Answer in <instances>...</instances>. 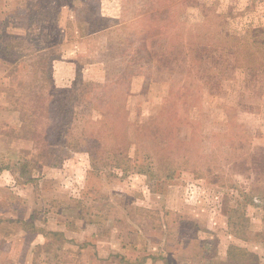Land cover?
Masks as SVG:
<instances>
[{
    "label": "rangeland",
    "instance_id": "1",
    "mask_svg": "<svg viewBox=\"0 0 264 264\" xmlns=\"http://www.w3.org/2000/svg\"><path fill=\"white\" fill-rule=\"evenodd\" d=\"M88 1L0 0V264H264V0ZM40 51L82 135L49 166L20 132ZM104 121L126 171L90 166Z\"/></svg>",
    "mask_w": 264,
    "mask_h": 264
},
{
    "label": "trees",
    "instance_id": "2",
    "mask_svg": "<svg viewBox=\"0 0 264 264\" xmlns=\"http://www.w3.org/2000/svg\"><path fill=\"white\" fill-rule=\"evenodd\" d=\"M79 1L83 3V5L89 2L88 0H79ZM87 13L89 14V12ZM87 13H86V16H88ZM22 43L23 42L21 40H10L9 41L5 39L4 37H0V44L7 51L8 50L18 51L17 46ZM263 45H264V40H263ZM255 52L257 51H253L252 53H250L248 58L250 62L257 61V65H255L254 67H257L259 69V68H262L260 67L261 63H263L264 65V60L261 59L259 56L257 57L256 55L257 53ZM45 55L46 54L42 51L37 52L35 54L26 55L28 56L27 58L34 59V61L32 62H33V65L36 67H33L31 64V67H32L31 71L34 74L37 73V70L39 68H42V70L40 71L41 73L40 78L37 80H34L33 86L30 87V95L32 94V96L35 99L32 100V104L28 106V109L24 106L26 103H22V106L20 108V110L23 111L20 132L24 133V137H25V134L28 135V138L35 145V149H38V154L36 155L37 158L38 157L46 158L47 161L45 165L48 164L49 166L50 162L56 161L60 155L59 153H56L55 151L52 150L53 147L58 146L59 150L62 152L67 151V150L77 151L81 146L82 140L80 138L82 135H80V138L79 137L74 138L73 136L67 137L68 134H72L71 132L72 128L68 129L69 125H71L72 127L73 123L77 120V118H75V110L79 103V100L73 88L58 89L57 87H54L52 83V79H50V77H46L45 68L49 65L50 62L55 60V58H52L53 54L50 55L49 59ZM18 58L20 59L22 58V56ZM77 76L79 77L80 75H77ZM40 79H41L40 83H42L41 85L42 87L39 90V93H37V91H35L34 89L36 88L37 90V83L39 82ZM86 95H87V92L86 93L83 92L81 94L80 101L82 99L84 101V98H86L85 97ZM44 108L47 111V117L49 121H51L53 118L54 119H53L52 124H49L47 122L46 124L41 126V124L37 122L35 117L37 115L41 116L40 112ZM79 110H82V109H79ZM86 116H87V119H91V114H89V112L86 114ZM104 123L105 124H103L102 127L105 129L103 130L106 132L102 134H105L104 138L106 141L105 143L106 145L104 147V150L101 151V153L99 154L96 153V150L99 148V146L100 147L102 146V141L99 140V143L97 142L96 144L93 145L92 149L88 153L90 166L92 167V170L94 172H99L100 170H103V168L110 166V164H108L107 162L109 159H112L113 164H111V168H120L122 171H126L128 170V168H130L128 164L129 163L128 152H129L131 143L126 138H123V140H120L119 136L116 133V127L109 126L106 128V121H104ZM50 126L53 127V130L52 128H50ZM85 129L86 127L82 126L80 127L79 131L84 133ZM44 132L45 133L48 132L46 133V136L44 135L45 134ZM49 132L58 134V137L61 135L63 136V138L59 140L58 142H56L55 140L57 136L53 134L49 135ZM173 139L174 138H170L167 146L162 147L161 150L162 151L167 150L169 145L173 144V141H174ZM82 144L84 146V143ZM72 151H68V152H72ZM64 153H67V152H64ZM164 160L165 159H160V160L158 159V162L162 165V168L164 167V165H167L165 164ZM21 162H20L21 163L20 164L21 173L24 172L25 175L26 174L28 175L29 171L26 168L28 164H27V160L25 159V157L22 158ZM37 162H38L37 160H34V165H37ZM138 172H142L141 169ZM173 172L174 171H172V173ZM30 227L33 228V225H30Z\"/></svg>",
    "mask_w": 264,
    "mask_h": 264
},
{
    "label": "crops",
    "instance_id": "3",
    "mask_svg": "<svg viewBox=\"0 0 264 264\" xmlns=\"http://www.w3.org/2000/svg\"><path fill=\"white\" fill-rule=\"evenodd\" d=\"M57 82H59L58 80H57ZM61 82V81H60ZM67 83V79H65V84ZM60 84H62V87H66V86H68V85H65V84H63V83H60ZM69 85H70V83H69ZM59 86H61V85H59Z\"/></svg>",
    "mask_w": 264,
    "mask_h": 264
}]
</instances>
